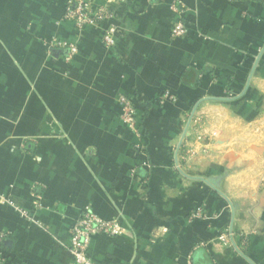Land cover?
I'll list each match as a JSON object with an SVG mask.
<instances>
[{
	"label": "crops",
	"instance_id": "obj_1",
	"mask_svg": "<svg viewBox=\"0 0 264 264\" xmlns=\"http://www.w3.org/2000/svg\"><path fill=\"white\" fill-rule=\"evenodd\" d=\"M67 1L0 0L3 264H71L85 208L123 228L91 238L92 264H264V0H88L114 17L83 31ZM57 41L77 46L70 63Z\"/></svg>",
	"mask_w": 264,
	"mask_h": 264
},
{
	"label": "built area",
	"instance_id": "obj_2",
	"mask_svg": "<svg viewBox=\"0 0 264 264\" xmlns=\"http://www.w3.org/2000/svg\"><path fill=\"white\" fill-rule=\"evenodd\" d=\"M233 2H262V0H224ZM176 10V8H174ZM179 12H182L181 10ZM108 4H97L93 6L88 0H68L65 4L63 20L70 23L76 31H83L89 27H102L106 22L113 19ZM169 34L171 38H181L188 34V26L182 20H176L170 24ZM115 29L111 25L104 28L102 35V44L105 48H113L116 44ZM54 49L64 50L66 52L65 62L70 63L74 56L78 54L75 44L57 41L53 45ZM159 101L174 102L175 97L170 94H163ZM116 103L121 110L120 120L128 128L135 139L134 149L137 153H143L145 146L143 143V131L139 124L137 111L133 101L125 95H120ZM135 170L131 169L130 175H134ZM10 203V202H9ZM35 208H41L42 203L39 197H36ZM191 219H202L204 214L201 210H196L191 214ZM121 223L116 220H104L95 214L89 208H85L79 214L78 218L69 229L68 252L71 255V264H92L87 256L88 247L91 238L94 236L116 237L122 233ZM228 232L220 237V240L226 241L229 238ZM231 236V234H230ZM6 238V234L0 233V244ZM5 262L4 255L0 252V264Z\"/></svg>",
	"mask_w": 264,
	"mask_h": 264
}]
</instances>
